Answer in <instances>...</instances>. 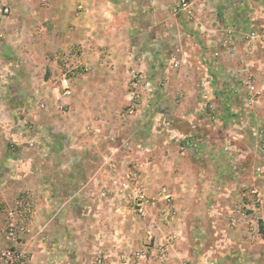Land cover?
Segmentation results:
<instances>
[{
    "label": "rangeland",
    "instance_id": "374dc122",
    "mask_svg": "<svg viewBox=\"0 0 264 264\" xmlns=\"http://www.w3.org/2000/svg\"><path fill=\"white\" fill-rule=\"evenodd\" d=\"M16 1V18L22 23H14L11 26L13 30L22 34L35 29V32H44L48 44H43L49 50H52L53 28L49 26L51 19L47 18V14L51 17L54 8L56 11L60 9L61 19L65 16L68 21L69 16L80 17L91 8V5L86 6V0H31V6H27L26 10V5H17ZM110 1L116 3L118 10L127 16V22L132 23V39L129 31H123L126 45L125 52L120 54L124 61L119 64L124 67L114 68L116 63L100 62L104 69L95 72L93 65L81 59L88 57L90 51L96 54L94 43L88 47L76 45L69 50L68 55L66 52L53 55L49 51L48 55L52 54L53 60L60 66L59 77L67 74L71 79L69 96L63 95L58 83L50 86L48 93L57 97H54L53 103L38 98L33 102L35 106L26 110L28 102L25 103L21 96H31L34 89L39 93L46 89V85L37 84L44 71L33 70L30 67L33 65H27L28 59L22 52H26L24 48L29 40L19 39L17 51L9 53V48L16 45H11V40L6 42V37L5 40L0 38V253L13 245L5 239L3 232L8 212L18 208L23 193L29 194L33 200L31 218L26 220L28 229L32 226L29 223L36 214L33 194L37 183L42 181L43 175L51 174L40 160L43 154L39 153L38 147L41 148L40 142L42 144L43 139L47 145H51L45 157L54 159L52 166L62 167L73 159L77 162L76 166H79L78 173L87 167L88 171H93L102 179L103 185L97 183L94 186L99 197L93 195L92 198L89 195L88 199H94L98 206L99 200L107 203L103 207H108L109 214L118 216L117 222L129 221L127 214L131 215L130 219L147 218V207L158 202V224H163L165 217L174 216L165 200L168 195L172 205L174 192H169L165 182H162L151 195L143 183V168L148 164L156 166L159 157H167L171 146H177L174 149L186 156L190 151L188 145L195 148L196 143H204L206 151L210 147L209 150L219 154L223 171H228L236 178L239 186L237 200L240 202L235 209V220L239 224H249L246 227L247 233L255 230L254 236L264 238V79L260 82L255 79L253 72L257 71L256 68L250 74L247 72L246 77L245 69L229 68L222 70L220 79H216L218 71L214 68L218 60L223 64H229L230 61L229 53L225 54L227 60H224L216 49L225 51L230 40L226 29L219 40L212 36L210 29L216 20L211 16L213 8L210 5L213 0ZM106 3L102 16L103 22L107 23L112 19L113 8ZM182 3L186 6H182ZM31 16L38 18H31L33 21L29 24L22 20ZM247 39L256 42L257 46L260 41L257 35ZM88 40L94 38L91 36ZM4 52H7L6 57ZM102 54L106 62H112L108 52ZM24 61L27 68L22 73L20 66ZM10 62L14 64L6 69L4 66ZM209 65L215 67L210 68ZM213 69L217 73L214 74ZM231 70L234 82L232 79L228 81ZM46 73L45 78H48ZM100 74L103 77L116 76V79H112L113 84H92L90 90H86L88 78L95 75L100 77ZM214 79L216 84L213 85ZM55 87L58 88L56 92L53 91ZM101 92L105 95L110 93V96L112 92L118 94L114 100L100 102L96 96ZM74 93L93 95L90 96L91 100L78 98L73 102ZM40 100L45 106L43 111L40 109ZM24 109L26 112L21 115ZM53 121H57L61 129L56 128L58 123L52 125ZM39 127H43L44 132L38 131ZM191 141L193 144H190ZM165 146L166 149H163ZM86 158L91 159L93 164L87 161L88 165L84 166L82 162ZM145 162L146 165H140ZM64 171L67 169L58 168L55 175L59 176ZM56 189L58 191L55 192L53 188L49 190L53 193L62 192L57 186ZM80 198L72 197L67 201L70 210H74V206L81 208L76 202ZM140 203L141 212L137 210V204ZM121 205H124L125 211ZM149 222L155 224V219L154 222L149 219ZM173 222L175 218L171 224ZM108 226L110 228L107 229L112 232L109 236V249H116L115 233L118 231V237L123 236V240H126L124 254L118 255L117 261L109 260L101 251L104 247L99 244L94 252L96 258L93 264H100L98 260L106 264H148L153 244L156 243L152 231L148 229L143 240L137 243L130 240L122 230V224L118 228L115 224ZM24 239L19 240L15 246H22ZM168 241L171 242L170 237ZM159 249L165 252L164 245ZM18 250H22L21 247ZM249 254L246 250L247 257ZM252 256L253 264H264V245L254 246ZM29 257H32L31 262L35 260L32 253Z\"/></svg>",
    "mask_w": 264,
    "mask_h": 264
},
{
    "label": "crops",
    "instance_id": "0c3cea01",
    "mask_svg": "<svg viewBox=\"0 0 264 264\" xmlns=\"http://www.w3.org/2000/svg\"><path fill=\"white\" fill-rule=\"evenodd\" d=\"M86 1V6L91 5V12L82 14L80 17L69 16L68 21L65 20L64 15L63 19H61L60 9L56 11L54 8V15L51 17L47 14V18L51 19L49 26L52 25L53 28L51 32L52 50H49L46 46L48 41L46 36H44V32H35V29L32 30L33 32L30 30L29 33L22 34L17 30H13L11 26L17 22L22 23V21L16 18L18 9L17 7L15 8L14 0H4L5 5L9 9V14L0 23V38L2 37L4 38L2 40H5L6 37V42L11 40V45H16L9 48V53L10 51L13 53L17 51L19 39L20 41L24 38L27 41L29 40L24 48L26 52H22L24 57L28 59L27 65H33L30 66L33 70L41 69L44 71L42 78L37 84L46 85V89H42L40 93L34 89L35 92L33 94L35 95L21 96L25 103L26 101L28 102L26 104L27 111L35 106L33 102L38 98L46 103H53L57 98L53 94L48 93L50 86H55L59 80L60 66L53 60L54 54L66 52V55H68L69 50L76 45H81L82 47L86 45L88 47V45L94 43V52L96 54L90 51V53L87 52L88 57L81 59L87 64L93 65L95 72H101L104 69L100 62L116 63L117 65L114 68L118 67L121 69L124 67L119 64L124 61L122 59L123 55L120 56V54L125 52L124 46L126 45L123 31H129L132 39V23L127 22V16L118 10L116 3L112 4L110 0ZM29 2L31 0H18L16 4L22 3L26 5L25 8L27 10V6H31ZM106 2L112 5L113 8L112 19L108 20L107 23L103 22L104 15L102 16L105 7L104 3ZM210 6L213 8L211 16L216 19L212 24V29H210L212 36L219 40L220 36H224L222 32L226 29L228 31L227 38L230 40V42L227 41L228 45L225 51L216 49L224 60H227L225 59L227 58L225 54L229 53V64L220 63L221 60L219 59L216 67L209 65L210 68L215 67L214 69L218 71V78L216 77V79H220L222 70L229 68L245 69L246 75L244 77L247 76V72L250 74L251 70L253 72V69L256 68L257 71L253 72L254 77L260 82L264 79V42L262 44L259 41L257 46L256 42L247 38L249 33L264 34V0H213ZM43 12L45 14V10ZM35 13L38 14L37 12ZM33 17L23 18L22 20L29 24L33 21L31 20ZM101 23L105 25L103 26ZM8 32L9 34H7ZM165 32L166 34L168 33L166 30ZM18 33L21 34L19 35ZM91 36L94 40H88ZM44 42L47 43L43 44ZM213 45L216 47L214 42ZM49 51L53 55H48ZM103 52H108L111 55L110 58H105H109L112 62H106L103 59ZM4 53L6 57L7 52ZM74 61H77L76 58H74ZM12 64L14 63L10 62L4 67L10 69ZM20 67L21 72L24 73L27 68L25 61ZM216 71L214 70L213 73L215 74ZM232 72L231 70L232 78L229 76V82H231V79L234 82ZM45 73L49 79L45 78ZM112 79H116V76L107 75V77H103L101 74L100 77L97 75L91 76L88 78L89 82H86L85 88L90 90L92 84L93 86L113 84L114 81ZM212 84H216L215 79ZM57 90L58 88L56 87L53 89L54 92ZM117 92H112V97L110 93L105 95L101 92L97 94L96 99L100 102L111 101L116 99L114 96L118 94ZM91 95L74 93L72 101L74 102L78 98L85 101L89 98L91 100ZM99 107H101L100 104ZM40 109L43 111L42 109L44 108ZM40 109L37 107V110ZM54 111L55 109L53 108ZM92 111L96 113L94 110ZM25 112L24 109L22 113L25 114ZM55 123L58 122L53 121L52 125H55ZM60 127L58 123L56 128L61 129ZM39 128L38 131L44 132L43 127ZM43 141L45 142V139ZM44 142L42 144L40 142V145H42L40 149L38 147L39 153L43 154L40 160L49 168L51 174L43 175L42 181L39 180L37 183L36 192L33 194V198L36 201V214L29 223L32 226H30L29 233L25 236L23 245L19 246L22 250L33 254L34 264H93V260L96 258L94 257V252L99 244L104 247V250H100L109 260L115 259L117 261L118 255L124 254V242L126 240H123V236L119 238L118 231H116V249H109V236L112 233L110 229H107L110 228L109 224H112V226L115 224L117 228L119 224H122V230L125 231L130 240L133 239L137 243L143 240V236L148 229L152 231L153 235H155L156 243L153 244L154 248L149 255L148 264H162L161 262H165L163 264H253L254 246L264 245L263 237L254 236L255 230L250 233L246 232V227L249 224H239L235 220V216H237L235 209L239 207L237 205L240 202V200H237L239 198L237 193L239 186H237L236 178L230 175L228 171H223L224 167L221 166L219 154L213 153L215 150L213 152L209 150L208 148L210 147H207L208 151H206L204 143L198 142L197 144L195 142V148L190 147L191 145L187 143L190 151L187 152L186 156L179 154L174 149L177 146H171L170 149L168 148L167 157H159L160 159H158L156 166L152 167L148 164V166L143 168V172H145L143 183L151 195L157 191L158 186L162 182H165L169 192H174L172 193L173 195L170 193L173 199L170 210L172 209L174 216L165 217L163 224H158V211H160L158 202L147 207V218L136 217V219H139L136 221L135 217L130 219L129 216L131 215L127 214L126 218L129 221L122 220L117 222L118 216L109 214L107 211L108 207H103V204L107 203L99 200L100 205L98 206L94 199H88L89 195L92 198L93 195H95V198L99 197L98 191H95L94 186L97 183L103 185L102 179L93 171H88L87 167H84L83 171L81 169L80 173H78L79 166H76L77 162L73 159L65 163V166H52L54 159L45 157L47 156L46 151L47 149L49 150L51 145H47V142ZM190 144H193V142L191 141ZM163 149H166V146ZM87 161L90 165L93 164V161L91 159L87 160V158L83 160L82 164L87 166ZM140 165L144 166L146 162ZM58 168L62 170L65 168L67 171H64L65 173L61 172L59 176H56L55 173ZM56 186L62 192L53 193L58 191ZM50 188L55 190L52 192L49 190ZM72 197L85 198L83 200L82 198L76 199L77 205H80L81 208L74 206V210H70L68 200ZM121 206H123L122 209L125 211L124 205ZM121 210L116 211V213ZM83 212L86 215L82 214ZM174 218L175 222L171 224ZM149 219L153 222L155 219V224L149 222ZM169 237L171 242L168 241ZM163 245L164 253L159 249ZM15 247L19 249L18 245ZM246 250L250 252L248 257L246 256Z\"/></svg>",
    "mask_w": 264,
    "mask_h": 264
},
{
    "label": "built area",
    "instance_id": "2783aa9c",
    "mask_svg": "<svg viewBox=\"0 0 264 264\" xmlns=\"http://www.w3.org/2000/svg\"><path fill=\"white\" fill-rule=\"evenodd\" d=\"M182 6H186V4L182 3ZM8 14V7L5 5L4 0H0V23L8 17ZM254 35L256 34L249 33L248 37H253ZM257 36L260 39V42L263 44L264 34ZM83 70L86 69L84 68ZM58 85L59 88L62 90L64 96H69L71 94V79L70 77H68L67 74H64L59 77ZM250 88L252 87L250 86ZM40 108H45L44 104H40ZM21 115H23V113H21ZM30 144L32 146V143ZM23 194L24 195L21 199L20 204H17L18 208L8 212L7 214L5 231L3 233L5 235V239L8 242H11L13 245L7 247L3 252L0 253V264H30L31 262L32 257H29L30 253L18 250L15 247V244H17L19 240H22L29 233L26 220L31 218V214L34 208L31 196L29 194ZM165 200L167 202V208H170L171 198L167 195L165 196ZM141 205L142 203L137 204V210L139 212L142 211ZM106 258L104 259L106 260ZM98 262L100 264H106V262L104 263L102 260H98Z\"/></svg>",
    "mask_w": 264,
    "mask_h": 264
}]
</instances>
